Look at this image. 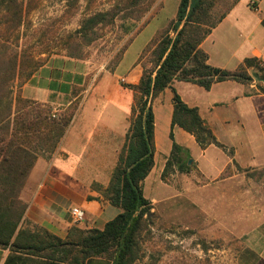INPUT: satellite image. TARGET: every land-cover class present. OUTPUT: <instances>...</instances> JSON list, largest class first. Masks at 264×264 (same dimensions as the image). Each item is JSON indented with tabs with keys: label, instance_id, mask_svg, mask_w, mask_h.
Listing matches in <instances>:
<instances>
[{
	"label": "crops",
	"instance_id": "obj_1",
	"mask_svg": "<svg viewBox=\"0 0 264 264\" xmlns=\"http://www.w3.org/2000/svg\"><path fill=\"white\" fill-rule=\"evenodd\" d=\"M200 49L208 55L211 66L230 72L244 69L252 80H225L209 89L188 81L173 83L182 101L198 109L224 148L210 145L202 149L192 134L178 126L172 128L173 92L166 88L156 96L152 104L155 164L142 183L144 196L153 210L159 204L167 205L174 196L169 178L162 179L174 142L189 151L195 170L205 180L199 188H213L214 201L221 200L223 189L234 191L237 201V191L243 188L241 184L248 178L249 168H259L256 163L264 161V93L259 90L264 87V80L257 76L258 68H264V0L233 3L202 41ZM122 58L113 73H102L92 85L87 84V61L50 56L21 84L22 97L48 104L56 112L66 110L78 97H83L58 152L51 158L38 156L21 190L20 199L25 205L23 227L43 229L65 240L73 228L102 230L121 213L104 195L125 146L132 116L133 90L119 84V79L137 85L142 76L139 58L121 72ZM251 58L257 66H246L245 61ZM228 170L229 175L222 178ZM73 208L83 212L81 223H75ZM0 264L67 263L0 247ZM87 264L110 262L91 258ZM258 264H264V260Z\"/></svg>",
	"mask_w": 264,
	"mask_h": 264
},
{
	"label": "trees",
	"instance_id": "obj_2",
	"mask_svg": "<svg viewBox=\"0 0 264 264\" xmlns=\"http://www.w3.org/2000/svg\"><path fill=\"white\" fill-rule=\"evenodd\" d=\"M36 1L0 0V247L58 263L87 264L91 258H104L110 264H135L140 257L141 233L150 223L148 213L152 209L142 183L155 164L153 100L166 88L171 89L172 128L178 126L192 134L202 149L210 145L224 148L198 109L182 101L173 83L188 81L209 89L225 80H252L244 69L230 72L211 66L208 55L200 49L202 41L231 6L213 20L209 9L216 0L180 1L176 18L167 31L175 32V37L168 35L160 41L155 68L145 69L137 85H124L135 93L132 116L125 146L104 190L105 197L121 213L102 230L73 228L63 240L46 230L22 226L25 205L20 199L21 190L38 156L51 158L59 149L74 115L70 106L65 113L52 118L50 105L24 98L20 93L16 95L15 81L28 80L48 59L40 56L49 50V45L38 55L20 49L25 18L38 6ZM112 1L109 10L84 14L75 33L77 42L89 45L97 40L99 30L118 22H128V32L141 30L151 21L153 8L157 13L163 3V0ZM245 64L257 66L252 58ZM259 90L264 93V87ZM170 138L173 139L172 132ZM190 159L189 151L174 142L162 173L163 181L175 171L189 173L194 166L189 164Z\"/></svg>",
	"mask_w": 264,
	"mask_h": 264
},
{
	"label": "rangeland",
	"instance_id": "obj_3",
	"mask_svg": "<svg viewBox=\"0 0 264 264\" xmlns=\"http://www.w3.org/2000/svg\"><path fill=\"white\" fill-rule=\"evenodd\" d=\"M180 1L163 0L162 7L157 13L153 8L151 21L141 30L128 32L129 23L118 22L99 30L93 43L81 45L75 33L84 14L109 10L114 2L37 0L38 6L26 15L20 49L38 55L49 45V50L40 57L70 56L87 61V84L92 82L93 85L104 72L113 73L122 57L121 72L139 58L143 75L145 69L155 68L160 41L168 35L175 37V32L167 31L176 18ZM232 3L233 0L212 2L209 15L216 20ZM258 69L264 77V68ZM24 80L15 81L16 95ZM124 81L119 79L123 87L127 84ZM82 98L78 97L70 105L74 108L73 118ZM66 110H53L56 116L52 114V118ZM258 164L259 168H249L248 178L241 184L243 188L237 191V201L233 198L234 191L229 189L221 191V200H212L215 191L199 188L205 180L195 166L189 173L175 171L169 175L168 182L175 191L173 199L167 205L159 204L156 210H150V223L141 233L140 257L135 264H258L263 261L264 161ZM228 175L229 170L222 178Z\"/></svg>",
	"mask_w": 264,
	"mask_h": 264
},
{
	"label": "built area",
	"instance_id": "obj_4",
	"mask_svg": "<svg viewBox=\"0 0 264 264\" xmlns=\"http://www.w3.org/2000/svg\"><path fill=\"white\" fill-rule=\"evenodd\" d=\"M56 115L53 114V117ZM72 215L74 217L75 223H81L83 221V212L79 208L72 209Z\"/></svg>",
	"mask_w": 264,
	"mask_h": 264
},
{
	"label": "water",
	"instance_id": "obj_5",
	"mask_svg": "<svg viewBox=\"0 0 264 264\" xmlns=\"http://www.w3.org/2000/svg\"><path fill=\"white\" fill-rule=\"evenodd\" d=\"M192 163V160L190 159V161H189V164H191ZM150 215V212L148 213V216Z\"/></svg>",
	"mask_w": 264,
	"mask_h": 264
}]
</instances>
